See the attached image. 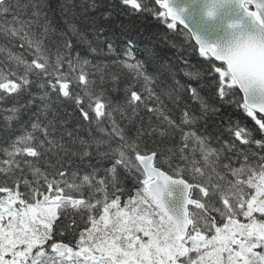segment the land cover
<instances>
[{
    "label": "snow or ice",
    "instance_id": "1",
    "mask_svg": "<svg viewBox=\"0 0 264 264\" xmlns=\"http://www.w3.org/2000/svg\"><path fill=\"white\" fill-rule=\"evenodd\" d=\"M0 264H264V0H0Z\"/></svg>",
    "mask_w": 264,
    "mask_h": 264
},
{
    "label": "trees",
    "instance_id": "2",
    "mask_svg": "<svg viewBox=\"0 0 264 264\" xmlns=\"http://www.w3.org/2000/svg\"><path fill=\"white\" fill-rule=\"evenodd\" d=\"M58 0H53V4H56ZM107 2V0H106ZM120 19H123L124 22L127 24L128 20L124 17H121ZM132 26L134 29L139 30L144 32L145 34L147 33H157L162 35L163 32L166 30L163 26L162 23H158L156 20H153L151 17L147 19H133L132 20ZM117 32H119V29H116ZM181 32H184L185 30L181 27L180 28ZM122 39V38H121ZM177 43L179 44L181 42V37H176ZM119 43V41H117ZM185 45L187 44V41L184 40ZM194 43V42H192ZM161 51L164 55L175 59L176 56L178 55L177 51L175 49H170V48H161ZM184 56L185 58L189 59L191 62L195 63V61L198 59V54L192 52L190 48H186L184 51ZM71 109H69L70 111ZM223 115L224 116H231V118L234 121H238L241 124H246L248 127H252L254 122L251 121L250 118L246 117L242 111L237 110L235 107H225L223 110ZM220 124V120L213 117L212 119L209 120L208 122V127L207 131L209 133H212L215 131L216 127ZM201 131H204L203 128H201ZM129 188H132L131 183H129ZM134 191V190H133ZM126 199V197H125Z\"/></svg>",
    "mask_w": 264,
    "mask_h": 264
},
{
    "label": "water",
    "instance_id": "3",
    "mask_svg": "<svg viewBox=\"0 0 264 264\" xmlns=\"http://www.w3.org/2000/svg\"><path fill=\"white\" fill-rule=\"evenodd\" d=\"M194 42V41H193Z\"/></svg>",
    "mask_w": 264,
    "mask_h": 264
}]
</instances>
